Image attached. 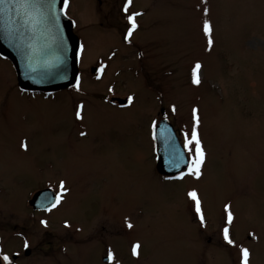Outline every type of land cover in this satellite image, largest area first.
Here are the masks:
<instances>
[{"label":"rangeland","instance_id":"obj_1","mask_svg":"<svg viewBox=\"0 0 264 264\" xmlns=\"http://www.w3.org/2000/svg\"><path fill=\"white\" fill-rule=\"evenodd\" d=\"M121 1L69 0L67 16L85 46L79 90L20 100L13 72L0 62V226L11 221L33 238L29 264H105L109 253V264H242L241 248L249 264H264V0H133L124 13ZM141 11L142 28L125 42L124 19ZM197 62L199 85L191 79ZM101 65L97 80L90 69ZM112 95L133 96V104L117 109L103 99ZM76 102L84 112L74 120ZM161 108L182 146L199 110L206 154L199 179L156 174L152 122ZM61 181L67 196L41 228L35 221L43 215L28 200L60 190Z\"/></svg>","mask_w":264,"mask_h":264},{"label":"water","instance_id":"obj_2","mask_svg":"<svg viewBox=\"0 0 264 264\" xmlns=\"http://www.w3.org/2000/svg\"><path fill=\"white\" fill-rule=\"evenodd\" d=\"M43 3L51 4L49 16L55 14L58 20L41 18L38 23L25 24L23 9L0 6V56L12 64L20 90L48 94L75 84L80 43L73 33V23L60 11L63 0H43ZM161 114L164 115V110ZM154 133L157 173L170 177L185 170L187 159L172 125L163 120ZM42 200L37 194L30 205L37 209ZM48 201L43 204L47 205ZM103 261L109 262V259Z\"/></svg>","mask_w":264,"mask_h":264},{"label":"snow or ice","instance_id":"obj_3","mask_svg":"<svg viewBox=\"0 0 264 264\" xmlns=\"http://www.w3.org/2000/svg\"><path fill=\"white\" fill-rule=\"evenodd\" d=\"M132 0H127V3L124 7V11L127 12L128 11V7L131 5ZM0 6H11V7H15L17 8V10L19 11L20 9L24 10V15L26 17L24 23L28 24V23H38L39 20L41 18H43L44 20H48L49 18L53 19V20H58V16H56L55 14H52V16H49V13L52 11V6L51 4H45L43 3V0H0ZM69 6V0H63V7L61 8V12L64 15H67V9ZM207 9H205V14H207ZM140 15V13H134L132 15H130L128 17L129 23H130V28L128 29V32L125 36L126 40H130L133 32L136 30V28L138 27L137 23H136V16ZM74 23V22H73ZM203 32L204 34L208 37V45H209V49L211 48L213 41L211 39V34H212V25L210 23V21L205 20L203 23ZM85 51V46L83 43H80L78 45V51L76 53L77 58L79 59L80 57H82L83 53ZM104 67L103 65L100 66L99 68V72L103 73L104 72ZM200 68H201V64L199 62L196 63L193 72H192V83L199 85L201 83V78H200ZM97 79H100V76H97ZM75 88L76 90L80 89V78L76 77V84H75ZM109 91H113V89H109ZM127 101H128V106H131L133 104L134 101V97L133 96H129L127 97ZM80 108H83V105H80ZM171 111L173 113L176 112V107L175 105H173L171 107ZM199 110L198 109H193L192 110V115H193V120L195 123V126L193 127L192 133H191V137L189 138L188 134H185V138H184V144L183 147L189 152L192 153L191 158L187 164V168H188V172L187 173H182L179 177H177L178 179H183L184 175H192L195 176L197 179L200 178L201 176V168L205 162V151L203 149V145L202 142L200 140L199 137V133H198V127L200 124V117L198 115ZM76 117L82 118L81 116V112L77 111L76 112ZM167 117H165L166 119ZM152 127L153 129H155L157 127L156 121L152 122ZM81 135H84V133H81ZM154 138H155V133H154ZM23 147H27V145H22ZM65 192V187H64V182L61 181L60 183V194L57 195L56 193H52L53 196V202L51 203V206L47 209L48 211H51L53 208L57 207L60 202L61 199L63 198V194ZM188 197L194 202L195 204V212L196 214L199 216V221L200 223L203 225L205 222V217L202 211V205H201V200L198 196V193L195 190H192L190 192H188ZM225 208V212H226V224L227 225H231L234 221V215L231 211V205L226 204L224 206ZM42 224L45 225V227H47V221H41ZM66 227H68L69 225H65ZM128 228H132L133 225L131 223H128L127 225ZM223 238L225 241H227V243L229 245L233 244L234 241L230 238L229 235V227L225 226L223 228ZM25 248L29 247L28 243L25 242L24 245ZM141 248V245L139 243H137L133 249H132V254L134 256H138L139 255V249ZM242 252V264H249V257H250V252L247 248H241L240 249ZM0 257H2V260L4 262H6V264H12V260L11 258L4 254L2 250H0ZM109 259H112V254L109 253Z\"/></svg>","mask_w":264,"mask_h":264},{"label":"flooded vegetation","instance_id":"obj_4","mask_svg":"<svg viewBox=\"0 0 264 264\" xmlns=\"http://www.w3.org/2000/svg\"><path fill=\"white\" fill-rule=\"evenodd\" d=\"M133 1V0H132ZM126 3H127V0H122L121 1V6H120V9H119V11L120 12H123V8L125 7V5H126ZM132 4V3H131ZM124 13V12H123ZM138 13H140V16H142V15H144L143 13H142V11L141 12H138ZM121 14V13H120ZM122 15V14H121ZM136 17H139L138 15L136 16ZM72 20V19H71ZM125 21H124V24H125V26L127 27V31H128V29L130 28V23H129V20H128V16H127V18H125L124 19ZM137 23V25H138V27L136 28V30H140L142 27H141V24L139 23V22H136ZM75 25V24H74ZM75 29H76V26H75ZM126 31V32H127ZM127 34V33H126ZM126 34H125V32H124V37H123V40L125 41V42H128V40H126L125 39V36H126ZM131 38H132V36H131ZM130 38V39H131ZM147 51H148V49H146ZM147 51H145L144 49L142 50V51H138V53H137V59H142L143 58V55H145L146 56V52ZM115 52L116 51H114L113 52V54H111L110 56V58H112L113 57V55L115 54ZM156 54H154L153 55V58H154V60L155 59H157V57L155 56ZM145 58V57H144ZM0 62H2V63H4V64H6V65H8L9 66V68L11 69V71L13 72V74H14V71H13V69H12V67H11V65H10V63L7 61V60H5V59H3V58H1L0 57ZM92 68H97V71L99 70V68H100V66H98V67H92ZM91 68V69H92ZM90 69V70H91ZM5 75H7V74H5ZM14 76H15V74H14ZM79 78H81V76H82V73L81 72H79ZM94 78H97L96 77V75L94 76ZM100 79H101V77H100ZM16 90H17V94L20 96V100H22L23 98H25V99H27V100H30V101H36V99L38 98V97H40L41 99L43 98V99H49V98H51V99H54L57 95H59V94H62V93H64V94H66V93H68V91H70V90H67V91H63V92H59V93H55V94H51V95H41V94H29V93H24V92H22V91H20L19 89H18V87H17V85H16ZM72 90V89H71ZM73 91V90H72ZM160 95V94H159ZM127 97H129V96H126L125 97V100L127 101ZM36 98V99H35ZM104 100H106L107 102H108V104L110 105V106H113V107H116L117 109H126L127 107H128V101L125 103V104H122V105H120V103H118L117 101H116V98H115V96L114 95H112V96H109V98L107 99V98H103ZM79 103V102H78ZM80 105H83V104H80L79 103V105L77 106V102L76 103H73V106H74V110H73V112H72V116H73V119L74 120H76V112L77 111H80L81 112V116H83L82 114H83V112H84V109L82 108H80ZM73 108V107H72ZM161 109H164V108H161ZM160 109V110H161ZM165 110V109H164ZM78 119V118H77ZM80 119V118H79ZM153 128V127H152ZM154 161H155V157H154ZM1 174V173H0ZM176 179V178H175ZM175 179H173V178H171V179H165V180H175ZM42 185H46V183H44V184H42ZM38 193H44L45 195H47L48 197H50L52 200H51V202L49 203V204H51L52 202H53V196H52V193H56L57 195H59L60 194V190H58V189H56V188H54V190H51L50 188H44V189H42V190H39L38 192H35L34 194H32L31 196H30V198H29V200H28V208L32 211V212H34V213H36V214H40L41 216L43 215V217H40V216H38L37 217V219H36V221H35V223H36V225H37V221H38V223H39V226L41 227V228H44V224H42L41 223V221H45V220H43V219H46V217L47 216H49V214L50 213H52V212H54V211H57V207H60L59 205L60 204H62L63 202H64V200H65V197L67 196L66 195V193L64 192V194H63V198L61 199V202H60V204L57 206V207H55V208H53L51 211H48L47 209L49 208V207H47L46 209H43V210H35V209H33V207H31L30 206V201L32 200V198L36 195V194H38ZM48 204V206H51V205H49ZM40 217V218H39ZM24 229L25 228H20V227H17V226H12L11 225V221L10 222H5L3 225H1L0 226V250H2L3 251V253L4 254H6V255H8L10 258H11V260H12V264H29V262H28V258H31V256L33 255V254H35L34 253V250L36 251V249H34V246L31 244V242L33 243V238L29 235V234H27V233H25V231H24ZM5 230H8L10 233V236L9 235H7V234H5L3 231H5ZM14 239V241H13V245H14V248H15V251H10V249H9V245H10V241L11 240H13ZM56 241H58V239H56V240H52V242L50 243L51 245L53 244V243H55ZM25 242H27L28 243V245H29V247H27V248H25L24 247V245H25ZM12 245V246H13ZM39 248V250L38 251H48L49 249H50V247L49 246H45V249H43L42 247H38ZM42 256H43V253H42ZM48 258V257H47ZM36 260L37 261H40V260H42V259H40V260H38L37 258H36ZM36 260H35V262H36ZM0 264H6V262H4L3 260H2V257H0Z\"/></svg>","mask_w":264,"mask_h":264},{"label":"bare ground","instance_id":"obj_5","mask_svg":"<svg viewBox=\"0 0 264 264\" xmlns=\"http://www.w3.org/2000/svg\"><path fill=\"white\" fill-rule=\"evenodd\" d=\"M135 33H136V32H135ZM135 33H134V34H135ZM132 37H133V35H132ZM59 206H61V204H60ZM58 208H59V207H57V209H58Z\"/></svg>","mask_w":264,"mask_h":264}]
</instances>
